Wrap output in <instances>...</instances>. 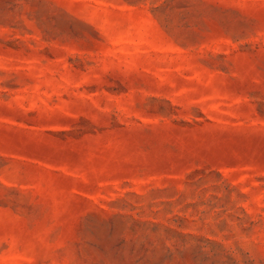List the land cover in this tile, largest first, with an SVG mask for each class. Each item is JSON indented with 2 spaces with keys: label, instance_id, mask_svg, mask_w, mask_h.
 I'll list each match as a JSON object with an SVG mask.
<instances>
[{
  "label": "rangeland",
  "instance_id": "rangeland-1",
  "mask_svg": "<svg viewBox=\"0 0 264 264\" xmlns=\"http://www.w3.org/2000/svg\"><path fill=\"white\" fill-rule=\"evenodd\" d=\"M0 264H264V0H0Z\"/></svg>",
  "mask_w": 264,
  "mask_h": 264
}]
</instances>
